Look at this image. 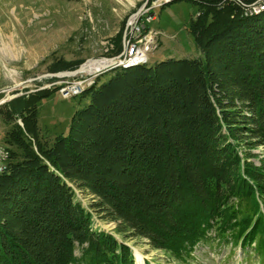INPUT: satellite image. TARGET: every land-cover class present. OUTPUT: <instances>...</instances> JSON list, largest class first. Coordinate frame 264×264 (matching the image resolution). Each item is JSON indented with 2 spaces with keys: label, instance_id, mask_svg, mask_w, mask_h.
Here are the masks:
<instances>
[{
  "label": "trees",
  "instance_id": "1",
  "mask_svg": "<svg viewBox=\"0 0 264 264\" xmlns=\"http://www.w3.org/2000/svg\"><path fill=\"white\" fill-rule=\"evenodd\" d=\"M190 1L202 57L110 70L81 95L66 136L40 135V104L58 88L0 107L10 126L0 264H136L127 244L93 228L94 214L123 239H146L181 262L211 234L264 261V158L252 161L264 151V12ZM124 29L111 56L122 52ZM83 62L61 60L49 72Z\"/></svg>",
  "mask_w": 264,
  "mask_h": 264
},
{
  "label": "rangeland",
  "instance_id": "2",
  "mask_svg": "<svg viewBox=\"0 0 264 264\" xmlns=\"http://www.w3.org/2000/svg\"><path fill=\"white\" fill-rule=\"evenodd\" d=\"M165 1L149 0L146 7H156L152 11L154 20L148 27L157 33L158 40V48L149 54L147 66H154L168 59L202 57L190 30L191 20L195 18L199 7L190 0L172 4ZM145 2L146 0H0V47L7 46L9 49L6 54L0 53V92L31 78L57 73L49 71L53 64L61 60L86 62L119 56L122 52L111 56L116 49L118 33ZM110 77L109 71L101 72L97 83L99 80L101 83L106 82ZM78 78L57 79L46 84L27 83L15 91L0 94V107L11 98L58 88L57 92L43 100L38 112L41 138L52 142L57 136L68 134L73 114L85 102L82 96L63 99L59 93L63 81L73 83ZM19 124L23 126L21 120ZM9 129L10 126L3 122L0 114V146L4 148L6 146L2 138ZM253 154L257 157L252 161L259 166L260 160L264 158V151L256 149ZM76 197L85 207L93 202L91 196L80 190H76ZM93 220L94 229L109 232L131 248L136 264L135 249L144 255V264H264L253 250L246 253L240 246L220 243L214 234L196 247L192 257L181 262L164 251L154 250L146 239H123L115 232L116 224L113 222L104 221L96 214ZM76 255H80L79 250Z\"/></svg>",
  "mask_w": 264,
  "mask_h": 264
},
{
  "label": "built area",
  "instance_id": "3",
  "mask_svg": "<svg viewBox=\"0 0 264 264\" xmlns=\"http://www.w3.org/2000/svg\"><path fill=\"white\" fill-rule=\"evenodd\" d=\"M245 10H255L259 5L264 4V0H256L253 3L246 4L241 0L237 1ZM158 2V1H156ZM149 8H156L154 6L148 7L141 13V15L133 21L131 26L126 30V42L124 51L121 53L117 62L133 61L137 57H145L149 60V54L158 48L157 33L148 27L153 22V15H149ZM116 62V63H117ZM89 74L85 77H79L77 81H63V86L60 88L59 93L63 99L74 98V92L79 90V87L84 86L86 81H89ZM10 158L9 151L0 146V172L7 167Z\"/></svg>",
  "mask_w": 264,
  "mask_h": 264
},
{
  "label": "bare ground",
  "instance_id": "4",
  "mask_svg": "<svg viewBox=\"0 0 264 264\" xmlns=\"http://www.w3.org/2000/svg\"><path fill=\"white\" fill-rule=\"evenodd\" d=\"M166 3L169 2V0L165 1ZM162 5V4H161ZM160 6V5H159ZM157 6V7H159ZM154 8H149V15H153L152 11ZM264 12V4H261L258 6V8H256L255 10H247L245 15L247 16H252V15H257ZM9 52V49L7 48V46L4 47H0V53L6 54ZM149 60H146L145 57H137L135 60L133 61H128V62H117L115 66L109 68L108 70L103 71L104 73L107 71H110L114 68H126V69H130V68H135L138 66H143V65H148ZM107 65L106 61H99V62H92L90 64V66H88L87 68H85L84 70H82L83 72L79 75L80 77H85L89 74H93L91 73L93 69L97 70V71H101L100 69L104 68ZM89 71V72H88ZM101 74V72H97L94 75H90L89 81H86L84 83V86L79 87V90H76L74 92V97H78L81 96L87 89L93 87L96 85L97 83V77ZM53 77L50 76H43V77H38L34 82L37 83H41V84H46L49 82L53 81ZM57 79V78H55ZM71 79V78H69ZM6 169V168H5ZM5 169L3 171H1L0 173L4 172ZM135 258L137 259V264H144V255L137 249H135Z\"/></svg>",
  "mask_w": 264,
  "mask_h": 264
},
{
  "label": "water",
  "instance_id": "5",
  "mask_svg": "<svg viewBox=\"0 0 264 264\" xmlns=\"http://www.w3.org/2000/svg\"><path fill=\"white\" fill-rule=\"evenodd\" d=\"M237 1H239V0H237ZM148 2H149V0H146V2L143 4V6L139 10H137L133 15H131L130 18L127 20V22L125 24V30H124V33H123V39H122L123 47H125V42H126V30L131 26L133 21L135 19H137L141 15V13L145 10V8L147 7ZM120 56H121V54L119 56H117V57H112V58H102V59H96V60H87L86 62H84L82 65H80L75 70L62 71V72H57V73H46V74L31 78V79L27 80L26 82H23L21 84H18L16 86L11 87V88L2 90L0 92V94H5V93H10L12 91H15V90H17L18 88L22 87L23 85H25L27 83L34 82L38 77L50 76V77L57 78V79H69V78L80 77L79 75L83 72L82 70H84L85 68L90 66V64L92 62L106 61L107 65L104 68L100 69L101 71H97V70L93 69L91 73L95 74L97 72H103V71L108 70L109 68L115 66L116 62H117V59H119ZM11 99H9V100H11Z\"/></svg>",
  "mask_w": 264,
  "mask_h": 264
}]
</instances>
